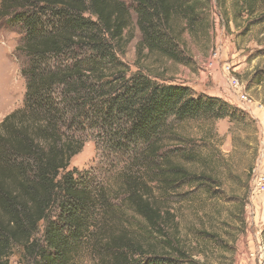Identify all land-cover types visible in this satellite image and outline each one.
<instances>
[{
  "label": "trees",
  "instance_id": "trees-1",
  "mask_svg": "<svg viewBox=\"0 0 264 264\" xmlns=\"http://www.w3.org/2000/svg\"><path fill=\"white\" fill-rule=\"evenodd\" d=\"M132 1L143 37L140 50L176 61L185 52L174 21L182 19L189 30L204 28L207 15L226 0ZM233 2L236 13L252 14L264 0ZM0 3V19L24 29L21 47L28 58L22 70L24 108L0 123V264H11L16 250L20 264H72L89 245L103 252L105 264L186 262L187 253L169 232L170 211L151 200L152 184L134 170L144 168L164 190L196 180L171 157L160 159L167 150L166 135L187 120L242 121L245 111L187 84L160 83L143 72L129 75L123 56L134 35L126 36L133 21L126 0ZM257 77L249 84H257ZM90 131L107 152L138 153L121 173L115 192L122 197L119 203L96 174L69 169ZM124 204L145 222L142 239L129 229L135 219L126 218ZM151 233L160 235L161 245L145 242Z\"/></svg>",
  "mask_w": 264,
  "mask_h": 264
},
{
  "label": "rangeland",
  "instance_id": "rangeland-1",
  "mask_svg": "<svg viewBox=\"0 0 264 264\" xmlns=\"http://www.w3.org/2000/svg\"><path fill=\"white\" fill-rule=\"evenodd\" d=\"M126 3L133 16L126 36L134 35L123 56L130 67L129 75L143 72L160 83L166 79L192 83L196 93L207 94L201 91L204 89L214 95H226V99L220 98L246 113L242 121L187 120L172 127L173 131L166 135L167 150L160 159L171 157L172 163L194 173L196 180L164 190L159 181L149 179L147 170H134L152 184L151 200L161 202L163 209L172 215L169 232L187 253L186 262L174 264H264V190H257L254 185L255 171L264 157V21H261L264 3L259 8L257 5L252 14L246 10L236 13L233 0H226L223 7L216 6L207 15L206 26L195 31L189 30L182 19H176L179 48L185 52L183 60L176 61L145 47L140 50L143 37L137 26V13L132 0ZM250 19L255 22L249 24ZM24 32L8 18L0 19V123L24 108L27 79L22 70L28 64L21 47ZM226 63L251 102L243 103L229 88L223 71ZM255 76L257 84H249ZM99 139L95 131L85 134L83 149L73 157L69 169L96 174L109 186L115 203H119L122 197L116 198L115 192L122 182L121 173L136 162L138 153L123 157L121 153L107 152ZM123 210L129 221L135 219L129 229L142 239L145 228L140 225L145 222L125 204ZM117 225L108 226L117 228ZM151 235L145 242L161 245L160 235ZM95 249L85 246L72 264H105L103 252ZM149 251L147 254L151 255ZM159 252L174 255L173 251ZM142 259L145 258L141 256ZM21 261V253L16 250L11 264Z\"/></svg>",
  "mask_w": 264,
  "mask_h": 264
},
{
  "label": "built area",
  "instance_id": "built-area-1",
  "mask_svg": "<svg viewBox=\"0 0 264 264\" xmlns=\"http://www.w3.org/2000/svg\"><path fill=\"white\" fill-rule=\"evenodd\" d=\"M217 56V53H215ZM223 71L225 74V77L228 81L229 88L232 90L233 93H235L239 100H241L243 103H249L251 102L249 96L245 93L244 88L242 87L240 81L231 73V66L226 63L225 66H223ZM257 170L255 171V182L254 185L257 190L263 191L264 190V157L261 159V162L259 163Z\"/></svg>",
  "mask_w": 264,
  "mask_h": 264
},
{
  "label": "crops",
  "instance_id": "crops-1",
  "mask_svg": "<svg viewBox=\"0 0 264 264\" xmlns=\"http://www.w3.org/2000/svg\"><path fill=\"white\" fill-rule=\"evenodd\" d=\"M187 85H189V86H193L192 85V83H189V84H187ZM193 88H195L196 89V87L195 86H193ZM202 92H206L208 95H210V96H215V97H222V98H225L226 97V95H214V94H212V93H208L207 91H205L204 89L203 90H201ZM233 95V94H232ZM234 96V95H233ZM226 99V98H225Z\"/></svg>",
  "mask_w": 264,
  "mask_h": 264
}]
</instances>
